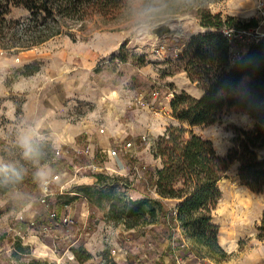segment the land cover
Here are the masks:
<instances>
[{
	"label": "rangeland",
	"instance_id": "1",
	"mask_svg": "<svg viewBox=\"0 0 264 264\" xmlns=\"http://www.w3.org/2000/svg\"><path fill=\"white\" fill-rule=\"evenodd\" d=\"M257 1L215 0L208 7L242 21L256 17L259 26L251 32L264 37ZM146 7L154 11L144 26L138 13ZM28 16L27 10L13 8L0 26V168L9 170L0 172V263L11 258L13 264H26L35 258L81 264L72 248L97 245L83 264H176L174 249L187 264H264V191L255 193L241 183L237 162L219 182L221 199L213 211L224 255L164 222L127 231L123 223L106 218L107 203L93 206L84 198L58 203L79 187L94 185L102 172L126 177L128 187L122 191L127 196L159 197L151 185L153 170L161 167L153 147L170 125L178 124L171 116L172 88L201 94L179 59L189 40L205 30L198 5L193 0H128L114 17L66 22L76 40L63 34L19 51L10 40L8 20L18 30ZM164 22L171 23L172 34L157 38L150 33ZM113 82L119 86L115 92L108 89ZM254 124L248 114L229 110L191 130L225 156L237 129ZM29 129L36 163L17 146L19 134ZM39 168L47 170L43 180L36 176ZM12 169L21 179L12 176ZM163 201L168 210L174 207L173 200ZM15 240L31 248L29 257L12 256Z\"/></svg>",
	"mask_w": 264,
	"mask_h": 264
},
{
	"label": "trees",
	"instance_id": "2",
	"mask_svg": "<svg viewBox=\"0 0 264 264\" xmlns=\"http://www.w3.org/2000/svg\"><path fill=\"white\" fill-rule=\"evenodd\" d=\"M193 1L199 7L200 25L205 30L189 40L179 59L201 94L172 88L171 116L178 124L170 125L153 147L161 167L153 170L151 185L159 197L127 196L122 191L128 187L126 177L102 172L96 175L94 185L81 186L58 203L65 206L79 198L93 206L107 203L106 218L123 223L128 230L168 223L195 244L224 255L213 211L221 199L219 182L230 164L238 163L243 185L255 193L264 191V37L251 32L259 26L256 17L242 21L236 16L212 13L208 6L215 0ZM127 2L0 0V26L13 8L27 10L29 16L21 29H16L14 20L8 21L12 23L10 40L16 50H28L63 34L76 40L66 22L114 17ZM121 59L126 62L127 55H121ZM229 110L248 114L255 124L251 129H237L227 154L220 156L213 143L195 134L191 127L210 124ZM163 199L173 200L174 207L168 210ZM260 230H264V217ZM12 248V256L19 259L31 254V248L20 240L13 241ZM72 251L81 264L93 257L81 246ZM6 263L13 264L11 258ZM26 264L54 263L30 258Z\"/></svg>",
	"mask_w": 264,
	"mask_h": 264
},
{
	"label": "clouds",
	"instance_id": "3",
	"mask_svg": "<svg viewBox=\"0 0 264 264\" xmlns=\"http://www.w3.org/2000/svg\"><path fill=\"white\" fill-rule=\"evenodd\" d=\"M154 11L151 7H146L138 13V16L141 19V22L144 26H147L148 22L151 20V13ZM17 146L22 152L23 157L26 160L32 161L34 163L38 162V152L35 145V136L33 130H25L19 134L17 137ZM9 171L6 167L0 168V172ZM12 176L15 179H21L20 173L15 169L11 170ZM37 178L43 180L47 176V170L44 168H39L36 173Z\"/></svg>",
	"mask_w": 264,
	"mask_h": 264
},
{
	"label": "water",
	"instance_id": "4",
	"mask_svg": "<svg viewBox=\"0 0 264 264\" xmlns=\"http://www.w3.org/2000/svg\"><path fill=\"white\" fill-rule=\"evenodd\" d=\"M173 32V27L170 22L159 23L150 29V33L157 38H164Z\"/></svg>",
	"mask_w": 264,
	"mask_h": 264
},
{
	"label": "built area",
	"instance_id": "5",
	"mask_svg": "<svg viewBox=\"0 0 264 264\" xmlns=\"http://www.w3.org/2000/svg\"><path fill=\"white\" fill-rule=\"evenodd\" d=\"M257 8L260 11L261 15L264 17V0L257 1ZM114 153L116 152L114 151ZM181 246L184 247L185 244L183 243ZM173 254L175 255V260L177 262L176 264H187L182 255H180V253L178 254V251H176V249H174Z\"/></svg>",
	"mask_w": 264,
	"mask_h": 264
},
{
	"label": "crops",
	"instance_id": "6",
	"mask_svg": "<svg viewBox=\"0 0 264 264\" xmlns=\"http://www.w3.org/2000/svg\"><path fill=\"white\" fill-rule=\"evenodd\" d=\"M91 55L92 56H96L97 55V53H91ZM104 55H105V51H104ZM100 80L101 81H99V83L100 84H103V85H105L107 82H106V79H103V78H101L100 77ZM109 88L108 89H110V91H112V92H115L118 88H119V86H118V84L117 83H115V82H113V83H111L110 84V86H108ZM199 93H200V91L198 92V95H199ZM152 227V226H151ZM179 231H180V229H178ZM127 231H133V230H127ZM181 232V231H180ZM228 245L230 246V244H229V242H228ZM99 248V246H97V245H94V246H92V249H91V247L89 248V249H87L90 253H92L93 254V249L94 250H96V249H98Z\"/></svg>",
	"mask_w": 264,
	"mask_h": 264
}]
</instances>
